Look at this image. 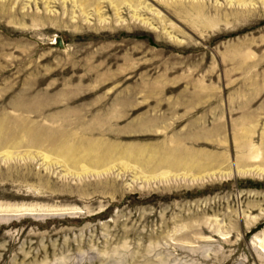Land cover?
<instances>
[{"label":"rangeland","instance_id":"1","mask_svg":"<svg viewBox=\"0 0 264 264\" xmlns=\"http://www.w3.org/2000/svg\"><path fill=\"white\" fill-rule=\"evenodd\" d=\"M217 156L264 167V0H0V264H264Z\"/></svg>","mask_w":264,"mask_h":264},{"label":"bare ground","instance_id":"2","mask_svg":"<svg viewBox=\"0 0 264 264\" xmlns=\"http://www.w3.org/2000/svg\"><path fill=\"white\" fill-rule=\"evenodd\" d=\"M134 17H136V19H139L138 15H134ZM142 22L144 24H146V25H149V26L152 25L151 22H149L148 20H145V19H142ZM34 140H35V145L39 144V142H37L38 139H34ZM254 148H255V146H254ZM60 151L61 152H60L59 155L61 157H63L67 163H71V164H74V165L76 163H78L77 159H78V153L79 152H78L77 148H75V149L73 147H68L66 149L62 148ZM84 152H85L84 154L87 157H89V159H91L92 162L100 163V164L110 161L113 158V156H114L113 155L114 152H110L109 154H104V155L100 156V155H98L99 153L97 154L98 150H94L93 148L92 149H87ZM124 153H126V152L123 151L122 154L124 155ZM45 155H46V158L50 157L49 153L48 154L46 153ZM259 158H260V153H258V154H256L255 156L252 157V159H259ZM166 159H167V157H166ZM213 164L215 165V167H214V169H212V172L207 171V169H209V167L211 165H213ZM221 164H222V159L217 156V157L204 158L203 161H201V160L198 161L197 159H191V160L189 159V161L186 163V166L194 167L196 165H199L198 166L199 167L198 168L199 169L198 170L199 173H203V172L207 171V173L205 172V174H202V175L198 176V177H200V180H202L203 182H205L207 180V178H219V177L225 178V177H230V176L234 177V176H241V175H256V176H260V177L264 176V167L260 166V165H256V166L253 165V164L243 165L240 162H234L233 163V165H234L233 169L231 167L229 169H226L227 171L224 170V169L222 171L220 169ZM106 167H108V166H106Z\"/></svg>","mask_w":264,"mask_h":264},{"label":"water","instance_id":"3","mask_svg":"<svg viewBox=\"0 0 264 264\" xmlns=\"http://www.w3.org/2000/svg\"><path fill=\"white\" fill-rule=\"evenodd\" d=\"M61 42V41H60Z\"/></svg>","mask_w":264,"mask_h":264}]
</instances>
